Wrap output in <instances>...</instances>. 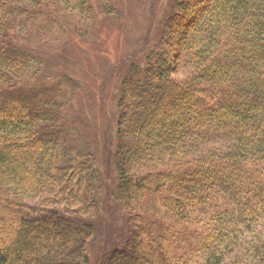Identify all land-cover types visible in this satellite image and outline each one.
I'll list each match as a JSON object with an SVG mask.
<instances>
[{
    "label": "trees",
    "instance_id": "obj_1",
    "mask_svg": "<svg viewBox=\"0 0 264 264\" xmlns=\"http://www.w3.org/2000/svg\"><path fill=\"white\" fill-rule=\"evenodd\" d=\"M72 1L0 0V109L25 115L0 114V199L17 218L0 264H91L100 231L83 212L107 200L131 231L101 264H264V0H173L158 46L116 73L108 154L98 116L69 120L71 98L42 80L39 53L73 42L59 19L94 21L89 0L77 14ZM178 91L181 107L148 125Z\"/></svg>",
    "mask_w": 264,
    "mask_h": 264
},
{
    "label": "rangeland",
    "instance_id": "obj_2",
    "mask_svg": "<svg viewBox=\"0 0 264 264\" xmlns=\"http://www.w3.org/2000/svg\"><path fill=\"white\" fill-rule=\"evenodd\" d=\"M104 1L89 0L88 5L94 16L91 26L85 23L83 27L81 24L74 31H68L66 21L60 18L59 30L62 33L65 32L66 36L71 33L70 39L73 42H68L69 38L67 37L61 46L50 47L47 45V53H39L44 59L46 75V78L42 80L48 81L50 84H56L63 90V93L71 98L68 119L73 121L83 119L84 116H87V110H83V108L90 109L92 118L98 116L97 121L94 122L92 133L101 150L98 151L100 154L108 150V143L114 137L115 102L111 98V104H106L105 109L102 108L104 98L108 94H111L112 97L117 95L116 86H119L120 77L115 76L116 74L113 72H120L124 75L125 71L119 69L120 63L123 67H128L131 63L140 60L142 57L144 58L150 50L158 46L161 30H163L161 28L165 19L170 15V8L173 3V0H132L131 10L127 13L123 8L125 0H109L110 6H105L109 10L104 8ZM78 3V0L71 2L70 11L75 14L79 13ZM81 14L84 16L87 13L81 11ZM181 26H183V23L179 27L181 28ZM144 45L145 48H143ZM70 72H82L86 74L87 80L84 83H78L76 76L73 79L70 78ZM100 80L103 82L102 88H99V85L92 84L93 81L99 83ZM114 80L117 81L112 82ZM108 84L110 85L105 94V87ZM184 93L178 91L173 94L174 96L169 102L170 108H165L163 103H157L159 106L154 108L156 113H153L147 124L149 125L152 120L155 122L158 118L165 120L168 112H176L178 105L181 107ZM145 102L146 100L141 101L144 104L143 110L146 109ZM158 108H164L161 114H157ZM0 114H3L5 119L23 120L25 118L23 113H17L11 107H2ZM133 120L137 121V117H134ZM87 131L89 132V128ZM88 136L92 139L89 134ZM92 144H95L94 141ZM66 148H69V145L62 146L61 151ZM5 151L8 155L13 154L14 158L18 159H22L26 155L25 149L20 153L14 152L15 147L11 144L6 146ZM114 175V172L109 173L110 182ZM95 190L97 200L100 198L103 200L106 196H103L106 187L99 184ZM2 202V199H0V243L7 244L9 238L6 234L10 233L8 229H12L13 233L16 232L17 218L12 214L11 206L6 202H4L5 204ZM31 202L35 205L38 200L35 199ZM81 206L90 205L73 203L75 209ZM100 206L102 207L101 211ZM83 213L86 218L96 219L94 223L100 231L101 242L99 243L100 240L97 241V238H95L88 247V253L90 252V257L96 255L92 261L90 260L91 264H101L104 256L113 247L110 238L116 237L117 244L123 245L129 235L128 232L131 231L130 227L124 225L123 217L125 215L119 213L108 200L103 205L97 201V207ZM32 224L36 225L34 222ZM52 228L51 235L59 234L56 227Z\"/></svg>",
    "mask_w": 264,
    "mask_h": 264
},
{
    "label": "bare ground",
    "instance_id": "obj_3",
    "mask_svg": "<svg viewBox=\"0 0 264 264\" xmlns=\"http://www.w3.org/2000/svg\"><path fill=\"white\" fill-rule=\"evenodd\" d=\"M131 4H132V0H125V2H124V4H123V8H124V11L125 12H129L130 10H131ZM54 36H56V35H58V34H53ZM111 98H112V100L114 99L113 97H112V95L111 94H108L107 95V97H105L104 99H105V101H103V105H102V108H106L105 106H106V104L108 105V104H111ZM107 112H108V110H107ZM109 148V147H108ZM119 181H120V179L118 178V176L117 175H114V177H113V180H112V182L111 183H116V184H119ZM109 191H110V188L108 189ZM142 192V197L145 195L144 194V191H141ZM98 240H100L99 241V243L101 242V237H100V235L99 236H97V241ZM98 243V244H99ZM97 244V245H98ZM96 245V246H97ZM94 255V254H93ZM93 255H91V256H93ZM89 256H90V252H89ZM95 256V255H94Z\"/></svg>",
    "mask_w": 264,
    "mask_h": 264
}]
</instances>
